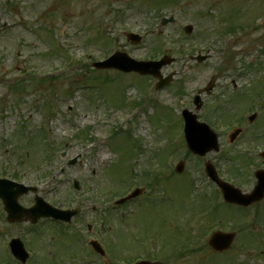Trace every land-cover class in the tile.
I'll return each instance as SVG.
<instances>
[{
  "label": "rangeland",
  "instance_id": "374dc122",
  "mask_svg": "<svg viewBox=\"0 0 264 264\" xmlns=\"http://www.w3.org/2000/svg\"><path fill=\"white\" fill-rule=\"evenodd\" d=\"M116 52L136 61L175 60L162 69L172 81L156 92L150 76L94 68ZM212 82L196 112L194 98ZM181 110L218 134V154L200 159L187 149ZM235 118L244 133L230 144ZM262 150L264 0H0V177L36 187L55 207L77 208L82 216L71 224V238L47 223L38 227L36 262L101 264L89 254L69 260L79 251L87 255L83 243L97 239L120 264L147 256L163 264H264V201L249 208L254 229L246 233L234 225L243 212L223 206L228 225L219 217L212 232L237 234L227 254L207 245L209 211L198 210V199L210 203L217 189L204 175L206 160L250 193L254 172L264 169ZM236 153L254 162L243 181L229 177ZM180 162L184 171L177 174ZM137 188L141 197L115 206L114 197ZM89 224L95 230L86 234ZM188 243L193 251L176 260L174 250Z\"/></svg>",
  "mask_w": 264,
  "mask_h": 264
},
{
  "label": "water",
  "instance_id": "95a60500",
  "mask_svg": "<svg viewBox=\"0 0 264 264\" xmlns=\"http://www.w3.org/2000/svg\"><path fill=\"white\" fill-rule=\"evenodd\" d=\"M166 62L162 63H136L132 60H130L125 55H116L107 62L103 64H97V68H119L125 71H139L142 73H149L154 74L155 76H158L161 79L160 86H163L169 82L168 80L163 81L160 76V69ZM186 122H187V128H186V139L188 142L189 148L194 152L201 156L206 155L208 152L215 150H219L218 146V138L217 136L210 131V129L204 125L199 124L196 120V117L193 116L190 113H186ZM239 134L237 132L233 139ZM207 173L209 176H211L214 180H216L221 187L225 199L229 203H235L242 206H249L252 203L261 201L264 198V171L257 173V178L259 180L258 185L256 186L255 190L251 195H242L241 191L238 189H235L234 187L220 182L215 174L214 169L210 164L207 166ZM1 184H8L6 182H2ZM139 194L137 192L132 197H135ZM4 198V197H3ZM6 199V198H4ZM126 201V200H124ZM45 216H53L56 219L61 220H70L72 217V214H64L62 212L58 211H46L44 214ZM234 240V235H227V234H221L217 233L213 236L210 245L217 251H224L230 248L232 242ZM141 264H148L146 262Z\"/></svg>",
  "mask_w": 264,
  "mask_h": 264
},
{
  "label": "flooded vegetation",
  "instance_id": "af4514ba",
  "mask_svg": "<svg viewBox=\"0 0 264 264\" xmlns=\"http://www.w3.org/2000/svg\"><path fill=\"white\" fill-rule=\"evenodd\" d=\"M35 199V196L27 195L19 198L18 202L24 209H30L35 204ZM43 223H51V220H41L37 224L29 221L26 223L9 221L4 204L0 201V264H21L11 255L8 246L13 240L20 239L28 251L33 250L38 240V227ZM27 264H43V262L30 259Z\"/></svg>",
  "mask_w": 264,
  "mask_h": 264
}]
</instances>
